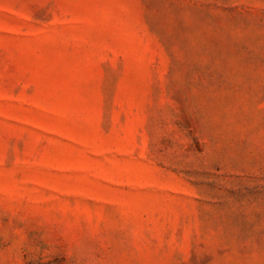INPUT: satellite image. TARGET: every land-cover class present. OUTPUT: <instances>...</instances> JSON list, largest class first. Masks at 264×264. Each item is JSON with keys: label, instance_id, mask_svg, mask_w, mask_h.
<instances>
[{"label": "rangeland", "instance_id": "obj_1", "mask_svg": "<svg viewBox=\"0 0 264 264\" xmlns=\"http://www.w3.org/2000/svg\"><path fill=\"white\" fill-rule=\"evenodd\" d=\"M0 264H264V0H0Z\"/></svg>", "mask_w": 264, "mask_h": 264}]
</instances>
